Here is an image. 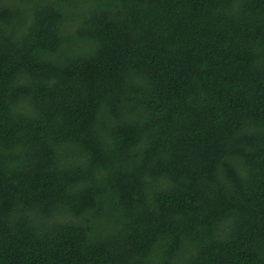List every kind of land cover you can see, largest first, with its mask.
I'll return each instance as SVG.
<instances>
[{
  "label": "trees",
  "instance_id": "1",
  "mask_svg": "<svg viewBox=\"0 0 264 264\" xmlns=\"http://www.w3.org/2000/svg\"><path fill=\"white\" fill-rule=\"evenodd\" d=\"M0 264H264V0H0Z\"/></svg>",
  "mask_w": 264,
  "mask_h": 264
}]
</instances>
